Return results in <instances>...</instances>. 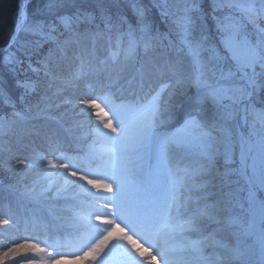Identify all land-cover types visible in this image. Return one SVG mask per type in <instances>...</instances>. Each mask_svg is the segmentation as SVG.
<instances>
[{
  "label": "snow or ice",
  "instance_id": "snow-or-ice-1",
  "mask_svg": "<svg viewBox=\"0 0 264 264\" xmlns=\"http://www.w3.org/2000/svg\"><path fill=\"white\" fill-rule=\"evenodd\" d=\"M68 257L264 264V0H18L0 264Z\"/></svg>",
  "mask_w": 264,
  "mask_h": 264
},
{
  "label": "trees",
  "instance_id": "trees-1",
  "mask_svg": "<svg viewBox=\"0 0 264 264\" xmlns=\"http://www.w3.org/2000/svg\"><path fill=\"white\" fill-rule=\"evenodd\" d=\"M18 0H0V47L15 30Z\"/></svg>",
  "mask_w": 264,
  "mask_h": 264
},
{
  "label": "rangeland",
  "instance_id": "rangeland-1",
  "mask_svg": "<svg viewBox=\"0 0 264 264\" xmlns=\"http://www.w3.org/2000/svg\"><path fill=\"white\" fill-rule=\"evenodd\" d=\"M31 38L30 37H26L25 35H21L20 36V43L21 44H26V42L28 40H30ZM71 262V263H70ZM62 264H72V259L71 257H68L65 261H62ZM73 264H76V263H73Z\"/></svg>",
  "mask_w": 264,
  "mask_h": 264
},
{
  "label": "bare ground",
  "instance_id": "bare-ground-1",
  "mask_svg": "<svg viewBox=\"0 0 264 264\" xmlns=\"http://www.w3.org/2000/svg\"><path fill=\"white\" fill-rule=\"evenodd\" d=\"M70 263H71V262H70ZM73 263H76V264H83V262H73V261H72V264H73Z\"/></svg>",
  "mask_w": 264,
  "mask_h": 264
}]
</instances>
